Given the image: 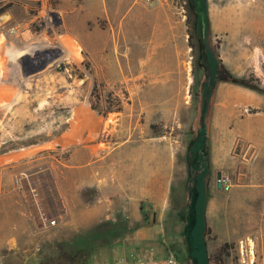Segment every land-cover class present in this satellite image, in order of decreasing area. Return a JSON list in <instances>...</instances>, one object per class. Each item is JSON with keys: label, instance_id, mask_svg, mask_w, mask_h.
Masks as SVG:
<instances>
[{"label": "rangeland", "instance_id": "1", "mask_svg": "<svg viewBox=\"0 0 264 264\" xmlns=\"http://www.w3.org/2000/svg\"><path fill=\"white\" fill-rule=\"evenodd\" d=\"M199 1L205 12L203 37L195 0H173L191 43L187 42L186 56L188 97L181 106L188 111L179 117L186 124L182 130L186 146L197 135L201 110L204 126L210 114L215 127L224 94L250 93L264 99L252 90L214 79L220 61L236 79L244 78L264 90V35L254 34V13L264 14V0ZM58 3L0 0V159L25 156L30 160L25 168L34 173L69 165L76 151L85 152L94 144L111 147L129 125L138 128L147 123L145 108L156 107L155 101L134 99L135 85L121 81L124 70L114 66L117 54L111 52L114 42L118 44L117 33L108 26L104 12L95 20L88 19L91 5L83 4L82 12L66 14L65 24ZM192 21L196 31L191 29ZM200 49L204 71L196 69ZM157 102L163 107L175 103ZM234 108L241 110L239 115L254 112L250 105ZM155 118L153 130L176 133L171 116L163 118L166 122ZM205 148L200 173L173 181L168 208L153 213V223L161 219L153 227L158 231L154 237L157 254L176 257L182 264H264V213L261 203L254 202V179L237 176L240 162L223 166L218 157L222 170L215 169L208 138ZM237 151L238 147L232 154ZM217 172L228 179V189L216 190ZM241 184L249 185L245 198L235 193ZM35 190L38 195L32 198L28 191L21 205L0 204V227L2 216L15 213L25 220L21 236L0 235V264H71L74 244H70L80 236L89 241L79 246L77 257L82 255L91 264H127L136 253L132 250L134 230L144 223L143 218L152 224L146 214L140 221L132 220V212L122 210L120 203L102 212V205H94V191L86 189L84 202L68 204V211L53 219L54 224L42 225L39 219L47 215L46 204ZM14 229L11 225L10 231ZM199 250L204 254L196 255Z\"/></svg>", "mask_w": 264, "mask_h": 264}, {"label": "crops", "instance_id": "2", "mask_svg": "<svg viewBox=\"0 0 264 264\" xmlns=\"http://www.w3.org/2000/svg\"><path fill=\"white\" fill-rule=\"evenodd\" d=\"M83 4L91 5L88 19L95 20L100 11L104 12L108 26L117 33L118 44L114 42L111 49L117 54L113 64L124 70L122 82L135 85L133 98L155 101L156 107L145 108L147 123L138 128L129 125L123 138L111 147L100 142L85 152L76 151L73 163L58 170L29 172L25 167L30 160L25 156L10 161L0 159V204L21 205L23 196L27 198L29 189L35 188L43 196L48 217L55 219L68 211V204L84 202L83 191L92 189L96 196L94 205H102V212L120 203L122 210L132 212V220L140 221L143 214L152 217V224L147 225L143 218L144 223L133 232L132 250L136 253L132 258L156 257L160 255L154 244L158 231L153 227L161 219L157 217L153 223V213L168 208L173 181L200 173L194 171V152L189 154L183 143L186 124L179 118L183 111H188L181 107L188 97V35L173 0H59L57 10L62 21L66 24L68 12H82ZM254 34L264 35L263 13H254ZM222 100L224 107L217 110L215 127L211 126L210 114L205 118L211 163L222 170L216 161L218 157L223 166L240 162L237 176L254 179V202L261 203L264 213V99L250 93H226ZM157 101L175 103L163 107ZM146 105L150 106V102ZM239 105H250L254 112L239 115L241 110L234 108ZM166 116L173 119L171 128L176 133L153 130L152 118L166 122ZM236 147L238 154H232ZM248 186L237 185L235 193L245 198ZM1 219L0 235L21 236L25 221L21 215L13 213ZM11 225L14 232L10 231Z\"/></svg>", "mask_w": 264, "mask_h": 264}, {"label": "trees", "instance_id": "3", "mask_svg": "<svg viewBox=\"0 0 264 264\" xmlns=\"http://www.w3.org/2000/svg\"><path fill=\"white\" fill-rule=\"evenodd\" d=\"M194 5H195V2H194ZM195 9H196V5H195ZM192 13H195L194 12V9H192ZM196 14H197V9H196ZM197 16H198V14H197ZM198 26H199V17H198ZM191 29L193 31L194 30L195 31L197 30L196 22L192 21ZM188 44H189V46H191V43H190V35H189V38H188ZM201 46H202V42L199 41V48ZM196 66H197L196 67L197 71H199V70H203L204 71L205 70L204 53H203V50L202 49H200V54H198V56H197ZM214 79L216 81H220V82H230V83H233V84H235L237 86H240L242 88H246V89L252 90V91H254L256 93H259V94H261L264 97V90L263 89H260L257 86L251 85V83H249L248 80H246L244 78H242V79H236L222 65V63L220 61H217V64L215 66ZM115 110L116 111H119L120 110V107L118 106ZM201 112L202 113H201V116H200L199 128H198V131L196 133L197 135L195 137H193L190 140L189 144H188V148L191 149L194 152L195 157L197 159L195 161V163H194V166H193L194 167V170H198V169H200V167H202V166H200L199 163H200V161H201L202 158L204 159V156L203 155L205 154V151H206V148H205V146H206V137H205V127H204V124H203V110H201ZM201 165H203V164H201ZM205 166L208 167V165H205ZM113 229H114V227H113ZM188 229L189 228L186 229L187 234L189 233ZM88 236L90 237V235H88ZM77 238L78 239H77L76 242L70 244L71 246H72V244H74L73 259L70 260V263L71 264H91V260L85 259L84 257H82V255H79V254H78V257H77V254H76L77 251L80 249L79 246L82 245V244H84V243H87L89 240L86 239V238H83L82 236L77 237ZM195 252H196V255H198V254H204V251L203 250L202 251L199 250V251H195ZM164 256H170V255H159V257H164ZM133 259H135V258H133ZM133 259H131V260H133ZM175 259H176V257H175ZM176 260H178V259H176ZM180 263L182 264V262H180ZM40 264H46V262H44V263L40 262Z\"/></svg>", "mask_w": 264, "mask_h": 264}, {"label": "built area", "instance_id": "4", "mask_svg": "<svg viewBox=\"0 0 264 264\" xmlns=\"http://www.w3.org/2000/svg\"><path fill=\"white\" fill-rule=\"evenodd\" d=\"M220 182H221V188L223 189H228V187L230 186L228 183V179L224 176H221ZM29 193L31 194L32 198L33 195L35 197L37 194L35 188L29 189ZM39 220L42 225L46 223L54 224V220L49 219V217L47 215L45 216L44 214L41 215V218ZM127 264H181V263L172 256H164V257H137L129 261Z\"/></svg>", "mask_w": 264, "mask_h": 264}, {"label": "water", "instance_id": "5", "mask_svg": "<svg viewBox=\"0 0 264 264\" xmlns=\"http://www.w3.org/2000/svg\"><path fill=\"white\" fill-rule=\"evenodd\" d=\"M196 9H197V14L199 17V34L201 37H203L204 34V29H205V13L201 8V4L199 0L195 1ZM221 174L220 172L216 173V188L220 189L221 188Z\"/></svg>", "mask_w": 264, "mask_h": 264}, {"label": "bare ground", "instance_id": "6", "mask_svg": "<svg viewBox=\"0 0 264 264\" xmlns=\"http://www.w3.org/2000/svg\"><path fill=\"white\" fill-rule=\"evenodd\" d=\"M2 20H5V19H2ZM8 101V100H7ZM2 103V102H1ZM40 218H41V215H40ZM251 242V241H250ZM251 244V243H250ZM253 245V243H252ZM243 247V246H242ZM242 249V248H241ZM249 252V251H248ZM253 252V251H252ZM252 257V256H251ZM255 257V256H254ZM253 258V257H252ZM248 262V261H247Z\"/></svg>", "mask_w": 264, "mask_h": 264}]
</instances>
